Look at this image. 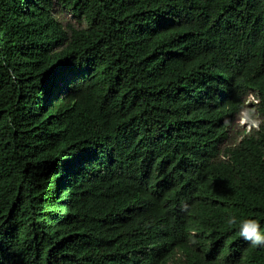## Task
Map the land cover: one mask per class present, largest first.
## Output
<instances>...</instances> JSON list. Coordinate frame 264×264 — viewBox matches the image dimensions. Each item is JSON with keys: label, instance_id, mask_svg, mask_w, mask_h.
Listing matches in <instances>:
<instances>
[{"label": "trees", "instance_id": "1", "mask_svg": "<svg viewBox=\"0 0 264 264\" xmlns=\"http://www.w3.org/2000/svg\"><path fill=\"white\" fill-rule=\"evenodd\" d=\"M246 217L264 0H0V264H264Z\"/></svg>", "mask_w": 264, "mask_h": 264}, {"label": "rangeland", "instance_id": "2", "mask_svg": "<svg viewBox=\"0 0 264 264\" xmlns=\"http://www.w3.org/2000/svg\"><path fill=\"white\" fill-rule=\"evenodd\" d=\"M59 16L63 22H68L72 20V16L69 12L59 11ZM255 96L250 94L246 98V108L240 112L236 118L233 119L232 123L229 126V137L222 144V151L227 146H232L239 142V140L246 134L250 129L259 125L261 116L255 105Z\"/></svg>", "mask_w": 264, "mask_h": 264}, {"label": "clouds", "instance_id": "3", "mask_svg": "<svg viewBox=\"0 0 264 264\" xmlns=\"http://www.w3.org/2000/svg\"><path fill=\"white\" fill-rule=\"evenodd\" d=\"M9 71L11 72V70H9ZM12 75L14 76V73ZM250 94H253V96H255L254 93H249L248 96ZM254 100L256 101L255 102V105H256L258 100L256 98H254ZM245 108H246V99H245ZM257 127H258V125L254 128H257ZM254 128L250 129L248 132H250ZM187 207H188L187 204H182L183 209H187ZM226 221L229 225H235L238 222L237 217H235L231 214L226 218ZM237 230L239 232V235L246 242H248V244L250 246H253L256 248H264V225H262V223L257 218L246 217V218L240 219Z\"/></svg>", "mask_w": 264, "mask_h": 264}]
</instances>
